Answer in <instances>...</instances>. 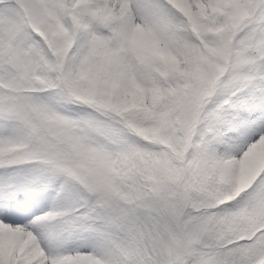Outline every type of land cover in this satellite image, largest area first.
<instances>
[{
  "label": "snow or ice",
  "instance_id": "1",
  "mask_svg": "<svg viewBox=\"0 0 264 264\" xmlns=\"http://www.w3.org/2000/svg\"><path fill=\"white\" fill-rule=\"evenodd\" d=\"M0 264H264V0H0Z\"/></svg>",
  "mask_w": 264,
  "mask_h": 264
}]
</instances>
